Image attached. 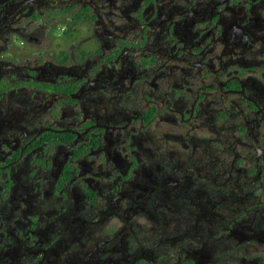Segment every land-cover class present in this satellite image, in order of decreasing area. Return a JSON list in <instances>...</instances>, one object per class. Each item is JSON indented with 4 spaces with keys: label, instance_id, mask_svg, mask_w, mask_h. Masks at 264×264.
<instances>
[{
    "label": "flooded vegetation",
    "instance_id": "1",
    "mask_svg": "<svg viewBox=\"0 0 264 264\" xmlns=\"http://www.w3.org/2000/svg\"><path fill=\"white\" fill-rule=\"evenodd\" d=\"M0 264H264V0H0Z\"/></svg>",
    "mask_w": 264,
    "mask_h": 264
}]
</instances>
